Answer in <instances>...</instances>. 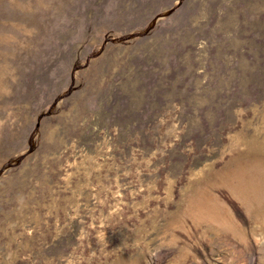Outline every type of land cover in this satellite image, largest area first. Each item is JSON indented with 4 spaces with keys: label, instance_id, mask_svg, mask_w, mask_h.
Returning <instances> with one entry per match:
<instances>
[{
    "label": "rangeland",
    "instance_id": "1",
    "mask_svg": "<svg viewBox=\"0 0 264 264\" xmlns=\"http://www.w3.org/2000/svg\"><path fill=\"white\" fill-rule=\"evenodd\" d=\"M0 264H264V0H0Z\"/></svg>",
    "mask_w": 264,
    "mask_h": 264
}]
</instances>
